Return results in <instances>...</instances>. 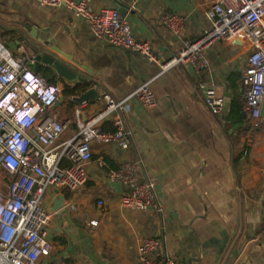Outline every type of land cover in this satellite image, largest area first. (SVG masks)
<instances>
[{
	"label": "crops",
	"instance_id": "crops-1",
	"mask_svg": "<svg viewBox=\"0 0 264 264\" xmlns=\"http://www.w3.org/2000/svg\"><path fill=\"white\" fill-rule=\"evenodd\" d=\"M89 3L94 10H117L134 38L147 41L161 61L176 55L185 41L199 37L209 26L210 0ZM165 14L182 20L179 33L164 27ZM24 23L71 57L80 75L93 81L85 89L94 87L98 92L96 101L77 104L63 94L70 83L47 80L62 87L61 104L50 109L65 125L62 140L76 132V111L84 119L103 107L99 98L103 93L121 98L151 81L157 100L150 110L136 101L129 104L123 114L130 139L126 148L91 146L88 181L74 192H63L76 209L64 207L51 214L45 231L53 247L38 264L55 260L64 264H139L137 248L143 238L158 239L161 254L176 264H264L260 205L264 196V125L260 122L253 127L238 111L240 76L247 66L249 46L236 44V39L214 43L204 51L209 62L204 71L177 66L161 73L159 66L144 57L95 38L89 26L65 7L41 6L35 0H0L1 43L12 39L7 29ZM37 73L46 79L47 74ZM200 82L215 86L225 99L217 115L209 112L198 93ZM76 94L80 93L76 90ZM98 159L105 160L109 170L124 162L135 163L137 181L154 185L161 212L121 208V192L110 186Z\"/></svg>",
	"mask_w": 264,
	"mask_h": 264
},
{
	"label": "built area",
	"instance_id": "built-area-1",
	"mask_svg": "<svg viewBox=\"0 0 264 264\" xmlns=\"http://www.w3.org/2000/svg\"><path fill=\"white\" fill-rule=\"evenodd\" d=\"M35 1L41 6L69 9L89 26L95 38L144 57L159 66L161 73L177 66L202 72L209 65L204 55L207 48L241 38L250 50L240 76L241 110L253 127L260 122L264 125L260 117L264 96V0H210L207 30L185 41L167 61H161L147 41L134 38L129 23L115 9L94 10L89 0ZM162 22L175 34L183 28L182 20L172 14H165ZM33 63V56L25 49L12 54L0 42V264H38L40 258L49 256L53 245L45 231L51 216L45 205L47 189L74 192L83 187L88 181L93 144L126 148L130 143L123 120L129 104L136 101L145 110L157 106L151 81L121 98L103 93L99 97L103 107L84 119L76 111V132L62 140L65 125L50 112L62 100V87L34 71ZM197 90L212 115L223 110L225 99L215 86L200 82ZM96 163L108 180L126 187L119 197L121 208L148 214L161 212L154 185L137 181L135 163L124 162L111 170L103 159ZM260 205L264 230V196ZM64 207L76 209L68 201ZM137 258L139 264H176L161 254V243L154 238L141 239ZM52 264L64 262L55 260Z\"/></svg>",
	"mask_w": 264,
	"mask_h": 264
},
{
	"label": "water",
	"instance_id": "water-1",
	"mask_svg": "<svg viewBox=\"0 0 264 264\" xmlns=\"http://www.w3.org/2000/svg\"><path fill=\"white\" fill-rule=\"evenodd\" d=\"M6 31L7 35L12 37V39L6 38L2 43L8 51H16L18 48L22 47L27 53L33 56L34 71H42L47 74V80L58 78L61 79L64 84L70 83L72 86L69 87L66 85V87L71 90L81 89L79 95L70 97L72 101L77 104H84L98 99V92L94 87L85 89L90 86L93 81L80 75L77 69L74 68V66L77 65L76 62L72 61V58L68 55L60 53L50 45L49 42L41 39L39 37V32L33 27L24 23L21 26L10 28ZM235 43L241 44L242 39L237 38ZM60 104L61 101L58 100L54 106ZM260 117L264 120V96L260 106ZM110 186L118 189L119 192L122 191V184L120 182L110 181ZM66 201L67 198L63 192L52 187L47 189L45 205L47 206L49 214H53L64 208Z\"/></svg>",
	"mask_w": 264,
	"mask_h": 264
},
{
	"label": "trees",
	"instance_id": "trees-1",
	"mask_svg": "<svg viewBox=\"0 0 264 264\" xmlns=\"http://www.w3.org/2000/svg\"><path fill=\"white\" fill-rule=\"evenodd\" d=\"M77 91L80 93L81 92V89H77ZM83 91V90H82ZM63 94L66 96H68V97H71V96H75V95H77L76 94V90H71V89H69L68 87H66L65 89H64V92H63ZM233 112L235 111V112H237V109H234L233 108V110H232ZM238 111L239 112H242V110H241V101H240V105H239V109H238ZM242 115V116H241ZM240 116L242 117V118H244L245 119V116L243 115V113L241 114L240 113ZM6 181V180H5Z\"/></svg>",
	"mask_w": 264,
	"mask_h": 264
},
{
	"label": "bare ground",
	"instance_id": "bare-ground-1",
	"mask_svg": "<svg viewBox=\"0 0 264 264\" xmlns=\"http://www.w3.org/2000/svg\"><path fill=\"white\" fill-rule=\"evenodd\" d=\"M3 45V44H2Z\"/></svg>",
	"mask_w": 264,
	"mask_h": 264
}]
</instances>
